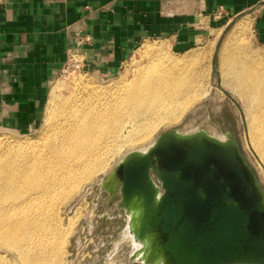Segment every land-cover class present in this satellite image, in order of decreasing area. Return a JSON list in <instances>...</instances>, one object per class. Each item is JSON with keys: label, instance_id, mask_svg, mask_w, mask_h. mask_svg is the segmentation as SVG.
<instances>
[{"label": "bare ground", "instance_id": "bare-ground-1", "mask_svg": "<svg viewBox=\"0 0 264 264\" xmlns=\"http://www.w3.org/2000/svg\"><path fill=\"white\" fill-rule=\"evenodd\" d=\"M244 28L245 24L237 23L235 28L227 30ZM203 53L205 51L200 50L183 59L172 56L161 40L145 43L138 51L145 63L137 65L129 79L122 77L118 82L99 83L89 78H75L69 96L63 100L55 93L57 86H54L52 109L46 118L49 125L38 139L13 140L12 136L10 139L0 134V209L8 207L4 204L6 194L15 186L31 190L25 203L33 206L41 193H53L58 185L68 181L75 186L103 170L123 144L136 145L139 149L135 150L146 151L157 138L146 142L151 131L160 125L175 123L188 110L192 118L178 129L179 132L204 131L221 141L226 140L227 134L208 121L209 114L200 124L195 121L204 114L205 106L195 107L194 104L208 92L203 91V73L195 68ZM221 55V84L238 95L248 119L251 145L264 157V67H249L242 59V52L228 51ZM189 65L191 68L187 67ZM212 109L219 107L214 103ZM95 182L101 184L102 179L95 178ZM30 214L35 216L36 213L32 209ZM125 216L122 237L130 241L132 254L141 244L130 232L129 215ZM29 222L35 225L30 219ZM33 232L39 235L37 229ZM46 236L47 233L41 235L36 243L29 238L30 244L28 239L23 245L6 244L17 251L15 264L46 263L43 257L25 256L32 254L38 243L41 252H47ZM141 256L142 252L138 251L136 259Z\"/></svg>", "mask_w": 264, "mask_h": 264}, {"label": "rangeland", "instance_id": "rangeland-1", "mask_svg": "<svg viewBox=\"0 0 264 264\" xmlns=\"http://www.w3.org/2000/svg\"><path fill=\"white\" fill-rule=\"evenodd\" d=\"M214 15L218 18L217 23L204 24L205 27L202 30L206 31V35L193 47L181 49L170 40L150 39L140 43L111 73L93 70L73 72L71 69L61 68L49 83L40 119L25 130L2 126L0 123V134H6L9 138L12 136L13 140L38 139L49 125L46 118L49 110L52 109L51 91L54 86H57L55 93L60 100H63L64 97L69 96L72 90L71 84L75 78H89L99 83L118 82L122 77L129 79L137 65L145 63L138 54L142 45L158 43L161 40L168 52L175 57L188 59L192 53L205 51L195 68L203 73V91L208 92L205 91L206 94H203L194 104L195 107L205 106L204 114H200L201 116L195 121L200 124L209 114L208 121L211 124L237 140L264 188V157L252 147L248 119L242 108V102L238 95L221 84L220 69L221 54H227L228 51L242 52V59L249 63V67H264V47L255 38L251 10L224 19L221 17L223 12L217 11ZM237 23L245 24V28L238 31L227 30L235 28ZM226 30L227 33H225ZM187 67L191 68L190 65ZM214 103L219 109H212ZM191 116L188 110L175 123L158 126L151 131L146 142L155 139L163 130L180 129L192 118ZM135 149H139V146L121 145L103 170L75 186L72 181H68L58 185L53 193H41L33 206L25 203V197L31 191L29 188L15 186L9 192L7 191L4 204L8 207L0 209V264L16 262V249L6 244L23 245L27 239L29 244L30 241L36 243L45 233L47 236L44 245L48 247L47 252H41L38 243L39 248L36 247L32 254L28 253L25 256L30 259L32 256L43 257L46 261L44 264H140L139 261L130 258L132 250L130 241L122 237L126 216L123 209L118 207L119 192L115 189L113 193H109V188L103 186L105 178L116 162L127 152ZM95 178L102 179V183H96ZM32 209L36 213L35 216L30 214ZM29 219L35 225H31ZM33 229H37L39 235L34 234Z\"/></svg>", "mask_w": 264, "mask_h": 264}, {"label": "water", "instance_id": "water-1", "mask_svg": "<svg viewBox=\"0 0 264 264\" xmlns=\"http://www.w3.org/2000/svg\"><path fill=\"white\" fill-rule=\"evenodd\" d=\"M140 264H264V188L237 140L161 131L105 178Z\"/></svg>", "mask_w": 264, "mask_h": 264}, {"label": "crops", "instance_id": "crops-1", "mask_svg": "<svg viewBox=\"0 0 264 264\" xmlns=\"http://www.w3.org/2000/svg\"><path fill=\"white\" fill-rule=\"evenodd\" d=\"M247 10L264 47V0H0V123L25 130L40 119L71 50L85 71L111 73L144 41L193 47L203 25L217 23L215 12L224 19Z\"/></svg>", "mask_w": 264, "mask_h": 264}, {"label": "built area", "instance_id": "built-area-1", "mask_svg": "<svg viewBox=\"0 0 264 264\" xmlns=\"http://www.w3.org/2000/svg\"><path fill=\"white\" fill-rule=\"evenodd\" d=\"M76 38L78 43H82L88 39L87 36L81 37L78 35ZM62 68L71 69L73 72H84V59L76 50H71L69 51L68 58Z\"/></svg>", "mask_w": 264, "mask_h": 264}]
</instances>
